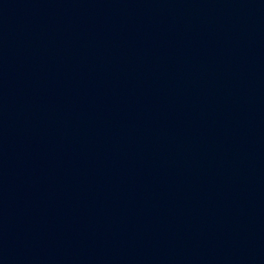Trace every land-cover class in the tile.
<instances>
[{
	"label": "water",
	"instance_id": "water-1",
	"mask_svg": "<svg viewBox=\"0 0 264 264\" xmlns=\"http://www.w3.org/2000/svg\"><path fill=\"white\" fill-rule=\"evenodd\" d=\"M0 264H264V0H0Z\"/></svg>",
	"mask_w": 264,
	"mask_h": 264
}]
</instances>
